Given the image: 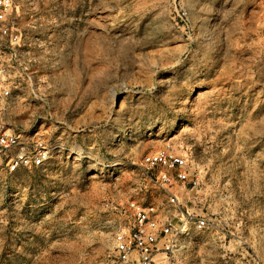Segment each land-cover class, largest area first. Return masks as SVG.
<instances>
[{"label":"rangeland","instance_id":"rangeland-1","mask_svg":"<svg viewBox=\"0 0 264 264\" xmlns=\"http://www.w3.org/2000/svg\"><path fill=\"white\" fill-rule=\"evenodd\" d=\"M13 1L4 117L50 159L0 172V264H114L128 203L167 189L209 219L175 264H264V0ZM162 149L196 188L152 178L141 160Z\"/></svg>","mask_w":264,"mask_h":264},{"label":"built area","instance_id":"built-area-1","mask_svg":"<svg viewBox=\"0 0 264 264\" xmlns=\"http://www.w3.org/2000/svg\"><path fill=\"white\" fill-rule=\"evenodd\" d=\"M18 11L19 6L13 0H0V49L4 50L5 40L12 50L11 55L25 45L22 30L11 19ZM0 61V172L11 174L43 168L50 159L48 144L40 137L8 124L4 117V104L13 98L12 88L19 89L21 83L15 79L7 80L8 69L4 67L1 53ZM141 165L148 172L157 170L151 177L165 188L176 182L191 188L200 184L188 158L182 154L158 150L145 155ZM127 211V219L113 225L114 264H175L170 255L176 248L209 227L208 217L185 211L179 195L171 189H167V197L162 203L143 205L133 200L128 203ZM231 264H244V261L236 260Z\"/></svg>","mask_w":264,"mask_h":264},{"label":"crops","instance_id":"crops-1","mask_svg":"<svg viewBox=\"0 0 264 264\" xmlns=\"http://www.w3.org/2000/svg\"><path fill=\"white\" fill-rule=\"evenodd\" d=\"M0 53H1L2 60H4V50L0 49Z\"/></svg>","mask_w":264,"mask_h":264}]
</instances>
